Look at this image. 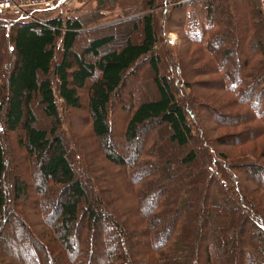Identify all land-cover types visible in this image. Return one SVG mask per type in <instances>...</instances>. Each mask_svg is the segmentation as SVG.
<instances>
[{
	"label": "trees",
	"instance_id": "obj_1",
	"mask_svg": "<svg viewBox=\"0 0 264 264\" xmlns=\"http://www.w3.org/2000/svg\"><path fill=\"white\" fill-rule=\"evenodd\" d=\"M263 5L261 0H100L98 17L116 8L122 14L97 30L102 33L91 32L97 36L88 37L85 46L78 42L87 32L88 15L86 20L10 17V27L0 23V135L23 132L18 135L22 163L35 165L6 183L12 165L0 142V264L47 259L50 264H264V200L237 178L235 165L218 148L246 146L264 136ZM197 7L203 29L189 33L208 37L205 51H214L222 66H233L224 80L233 82L229 92L248 106L220 126L242 125L231 124L242 118L258 121L257 129L214 139L207 120L193 111L196 100L182 73L186 59L161 33L175 14ZM243 7L248 16L242 17ZM255 16L263 31L252 28ZM233 20L236 39L227 31ZM128 22L140 33L137 39L127 35L119 42V33L106 31ZM231 36L245 47L240 64L231 60V50H218ZM128 85L135 88L127 90ZM135 89L141 98H133ZM58 99L70 111L86 108L101 154L64 134ZM117 103L126 109V123L121 139L113 141ZM256 147L246 153L252 159L238 165L264 190V164L256 156L259 149L264 157V146ZM93 197L106 208L95 207ZM28 204L47 213L45 223L55 230L51 238L25 219L37 216L34 209H21ZM87 232L92 243L84 260L80 236ZM74 233L76 246L69 239ZM31 253L36 258L30 261Z\"/></svg>",
	"mask_w": 264,
	"mask_h": 264
},
{
	"label": "rangeland",
	"instance_id": "obj_2",
	"mask_svg": "<svg viewBox=\"0 0 264 264\" xmlns=\"http://www.w3.org/2000/svg\"><path fill=\"white\" fill-rule=\"evenodd\" d=\"M99 1L100 0H60L57 6L53 9H33V10H28L27 13L29 14L30 17L31 15H33L32 16L33 18L39 20L50 19L57 16L79 17V18L83 17L86 20L85 17L86 15H88L89 20L85 23L86 25L84 28L87 32L83 33L81 39L78 42V46H83V45L85 46L88 37L97 36L95 34L102 33V32H98L97 30L101 29L104 31L105 29L104 27H108L107 23L116 20L122 14V10L120 8H116L114 11H106L105 16L103 17L101 16V18L98 17V15L100 14L96 13L95 10L99 4ZM160 1L164 2L165 4L168 2V0H160ZM261 1L264 3V0ZM165 7L168 6L166 5ZM191 9L193 8L186 9V12L182 16H179V14H175L174 22L167 24L166 31L164 33H161V39L163 40V42L167 43L170 47L179 49L182 52L183 57L186 59V66L184 67V70L182 68V73L186 81H188L189 84L191 85L189 90L191 91V95L193 99L196 100V102L191 105L193 111L198 116H202V115L204 116L205 120H207V125L212 128L213 131L212 137L214 139L217 138L219 139L221 138V135H225V134L228 135V133L243 134L246 128L257 129L256 125H258L257 124L259 123L258 121L251 122L248 121V119L243 120L242 118L236 119L238 121L235 120L231 123V124L242 123V125H237L232 127L227 126L223 128L220 126L221 123H223V121H226V118L229 115H233L235 117L236 115L240 114V112L242 113L247 112L248 106L247 104L244 106L240 105V102L243 100H240V98L238 97L235 91L233 93L229 92L231 91L229 87L233 86V82L224 80V75L228 71H233L231 70L233 66L229 64H225L222 66L221 59L219 58V56L218 58L216 57L214 51L213 52L205 51L204 49L205 46L203 42H205L206 38L208 37L203 38L199 32H196L195 34L189 33L190 31H192V29H194V27H196L195 28L196 30H198V28L199 30L203 29V27L200 24L202 18L201 9H199L198 7L195 8L193 11ZM246 11H247V7L240 8V13L242 17L248 16ZM32 17L31 19H33ZM192 21L194 23V26L190 24ZM252 21L253 24L255 22L254 26L252 24V28L254 29V31L256 30L263 31L262 29L263 24L257 21L256 16L255 19H252ZM0 23L9 25L10 27V23H8L5 20L3 22L1 20ZM133 23L134 22H128L119 26L115 25L111 28H107L106 31L109 30L114 33L116 32L119 33L120 35L119 42L124 41L127 35H131L134 39H137V37L140 36V33L132 30ZM228 27L229 28L227 31L231 33V35L234 36L236 39V37L239 34L238 21L236 22L235 20H233ZM9 32L10 30L8 28L7 33ZM91 32H95V34ZM232 36L230 37L231 41H227L225 44L222 45V47L218 48V50L220 52L225 50H231L232 51L231 60H234L238 64H240L239 63L241 61L239 60L240 52L246 54L245 47L239 48L237 42L232 40L234 39ZM183 37H185L186 39L188 38V42H186V40H184ZM60 48H61V40L58 42V51H57V55L61 58L62 50ZM257 57L259 59L260 56ZM10 58L12 57L10 56ZM227 63L231 64V61H228ZM142 71L145 70L142 69ZM234 75H235L234 77H237L236 73H234ZM240 77L241 79H243L242 75ZM3 78L4 77H2V79ZM53 84L54 87H57V78L53 79ZM131 86L133 87V89L135 88L133 85H128L127 90L130 89ZM146 87L147 86L145 87L143 86L144 94H146L145 92ZM85 94L86 92L83 91L82 95H83L84 105H86ZM140 95L141 92H139L137 89H135V92L132 94L133 98L135 99L139 98ZM58 101H59L60 111L63 113L65 118V123L63 126L64 134L68 136H70L71 134L76 135L79 138L80 146L83 147V149L88 147V149L90 150L91 153H93V155H95L96 153L101 154L102 151L99 145V141H97V139H95L91 133V128H90L91 125L86 108L85 110L70 111L62 103L61 99H58ZM122 106H123L122 104H118V103L116 105L118 112L116 111L117 114L114 117L115 133L111 137V140L113 141H116V139L117 141H119L121 139L122 137L121 132L123 131V128L126 123L125 121L126 109L122 111V109H120V107ZM213 110L220 111L222 113L216 114V117L214 118L212 113L215 111ZM218 117H222V118L219 119ZM45 123L46 122L42 121L41 124L45 125ZM70 125L72 128H70ZM118 132L120 133V135ZM21 134L22 136H24L23 132H18V133L8 132L7 134L0 135V142L5 148L6 156L8 158L7 160L12 165V169L8 170L9 171L8 175H6V179H5L6 183H8V180L10 179L23 177L26 173L33 170L35 167V165L28 166V163L27 164L22 163L24 162L23 160L25 159V157H23V153L19 148V142H18V135L20 136ZM254 145L258 147L264 146V136L260 138H256L253 141H250V143H248L246 146H243L242 144L234 148L230 146L228 147L219 146L218 148H219V152H223L227 154L229 160L235 165L236 168H234L233 171H235L234 173L237 176V178L240 179L241 181L245 180V182L251 185V187L264 200V190L261 189L259 186H257L254 182L247 180V176L243 174L240 165H238L239 162H244L243 158L249 160L246 158L249 156L246 155V153L253 152L254 147H256ZM256 150L259 151L256 154V156L260 160L259 162L264 164V157L260 153L259 149ZM262 153H264V151ZM16 156H21L20 158L21 160H18L16 162ZM249 157L252 159L251 156ZM131 172L132 170H130V173ZM95 198L96 197H93L94 201L96 200L94 204L95 207L101 208L102 205H100L97 201V198L96 199ZM32 202H34V200ZM103 207L106 208V206ZM30 208L34 210H30ZM36 208L37 207L32 205L29 206V204L27 206L26 205L21 206V209L24 212L25 210L36 212L37 211L35 210ZM36 213H37L36 217L33 216L30 217L29 219L26 217L25 219L28 220L29 224L33 222L36 231L45 235L46 238H51V236L54 235L55 230L52 228L51 224L48 227L47 223H45L44 215H47V213L46 214L43 212H36ZM76 235L77 233H74L69 238L71 240L72 246H76V242H77ZM80 238L82 243L81 252L83 253L82 255L84 256V260H85V257L87 255L86 253L87 251H89L90 244L92 243L91 234L87 232L83 236H80ZM59 242H61L60 239ZM34 258H36V253H31L29 260L31 261ZM51 260L47 259L46 264H50Z\"/></svg>",
	"mask_w": 264,
	"mask_h": 264
},
{
	"label": "built area",
	"instance_id": "obj_3",
	"mask_svg": "<svg viewBox=\"0 0 264 264\" xmlns=\"http://www.w3.org/2000/svg\"><path fill=\"white\" fill-rule=\"evenodd\" d=\"M59 1L60 0H0V21H7L10 17H28L31 19L27 13L28 10L53 9L57 6Z\"/></svg>",
	"mask_w": 264,
	"mask_h": 264
}]
</instances>
